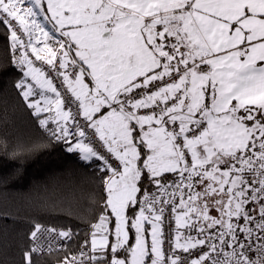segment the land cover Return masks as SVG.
I'll return each instance as SVG.
<instances>
[{
  "label": "snow or ice",
  "instance_id": "obj_1",
  "mask_svg": "<svg viewBox=\"0 0 264 264\" xmlns=\"http://www.w3.org/2000/svg\"><path fill=\"white\" fill-rule=\"evenodd\" d=\"M44 3L0 0V26L19 53L15 88L67 152L101 162L106 194L91 255L60 264H264V0ZM29 53L62 77L75 114ZM33 85L40 99H30ZM85 129L107 156L84 143ZM166 205L177 232L167 252ZM186 227L195 237L180 233ZM37 251H25L27 264Z\"/></svg>",
  "mask_w": 264,
  "mask_h": 264
},
{
  "label": "trees",
  "instance_id": "obj_2",
  "mask_svg": "<svg viewBox=\"0 0 264 264\" xmlns=\"http://www.w3.org/2000/svg\"><path fill=\"white\" fill-rule=\"evenodd\" d=\"M11 48L0 26V264H27L24 253L37 224L71 232V241L58 252L32 254V264H60L88 246L89 228L104 208V174L98 161L67 152V145L50 134L53 124L48 130L40 126L15 88L22 75L11 65ZM146 187L156 192L155 185Z\"/></svg>",
  "mask_w": 264,
  "mask_h": 264
},
{
  "label": "built area",
  "instance_id": "obj_3",
  "mask_svg": "<svg viewBox=\"0 0 264 264\" xmlns=\"http://www.w3.org/2000/svg\"><path fill=\"white\" fill-rule=\"evenodd\" d=\"M25 6H27V5H25ZM38 19L40 20V22L42 24H45V22L43 21V17H38ZM45 29L47 31H49L50 33H52V25L51 24H45ZM8 35L10 36L9 33H8ZM53 35H55L56 39H60L58 33H53ZM23 39L25 40V42L27 41V37H23ZM41 39H43V38H41ZM49 44L52 46H55L54 41H50ZM42 46H43L42 43L37 45V47H42ZM18 55H19V53L18 52L14 53L13 49L11 48L10 54H9L10 60H12L14 56H18ZM29 55L31 57L30 53H29ZM31 59L34 61L35 67L41 68L45 72L46 76H48L50 79H52L53 84L57 88V90L60 92L62 99L65 100V110L68 109V106H69L68 101L72 100L71 109H72L73 114H75L77 111L78 102H76L74 100V98L71 97V94L67 92L66 87L62 83V77H58L54 72L51 71L50 66H48L44 62L36 61L35 57H31ZM56 67L57 68L59 67L58 63L56 64ZM16 69L19 72V69L18 68H16ZM20 74L22 75V73H20ZM53 96H54V94H53ZM54 99H55V96H54ZM140 111H141V114H146L147 112H149V110H140ZM157 111H158V109H157ZM81 123H82V121H81ZM168 127H169V129H171L172 126L169 125ZM73 131H74V129H73ZM85 132H86V135L84 138V143H87L90 146H92L94 148V150L99 152L101 155L107 156L108 153L106 151V148L104 147L103 142L99 140V138L95 134L94 130L85 129ZM159 207H161V205H157V209H159ZM164 208H165V210H164V214H163L162 230H163V239L165 241L164 249L167 252L170 248L169 241L174 239V237L177 235V232H176L175 219H174L173 214L171 212V205H166V206H164ZM98 220L95 223H97ZM93 224H91L89 231H88L89 239L91 238V232H92V225ZM47 229H55L56 231L55 232H49V231H47ZM60 231H68V230L57 228V227L41 226V231L38 234L36 240H33L31 238V235H30V241H31L30 249L32 247L38 248V251L33 253V255H44V254H49V253H55V252H58L59 250H61L62 248H64V246L71 241L72 234H71L70 239L60 238L58 235V233ZM81 252H84V253H87L88 255H90L89 248L88 247H82V248L78 249L76 252H74L73 254H71L68 258H71L72 256L79 257ZM181 255H185V254L181 253ZM85 264H91V262L88 260H85Z\"/></svg>",
  "mask_w": 264,
  "mask_h": 264
},
{
  "label": "crops",
  "instance_id": "obj_4",
  "mask_svg": "<svg viewBox=\"0 0 264 264\" xmlns=\"http://www.w3.org/2000/svg\"><path fill=\"white\" fill-rule=\"evenodd\" d=\"M45 7V6H44ZM45 10H46V8H45ZM29 82L30 83H32V81L30 80V78H29ZM34 86V89H35V92H36V95H34L33 97H31L30 99H33V100H37V99H40V96H39V92H40V89L37 87L36 88V86L35 85H33ZM45 95H47V96H50V94L49 93H45ZM51 96H52V98H53V95L51 94ZM54 99V98H53ZM43 114H48V113H43ZM44 118H47V115H46V117H44ZM53 127H55V125H52ZM170 182V181H169ZM139 209H138V207H137V211H138ZM211 214H213V215H217V213L215 212V210L214 209H212L211 210ZM113 220H114V218H112ZM99 221V220H98ZM110 227H112L113 229H114V224H110ZM145 227L148 229V231L150 232L151 231V226L150 225H148V224H146L145 225ZM183 233H185L184 231H183ZM188 234H191L193 237H195V231L194 230H190V231H188ZM114 235L112 236V237H110V240H112V241H114ZM148 241H149V243H150V241H151V238H150V236L148 237ZM90 242H91V238L89 239V241H88V248H89V250H90ZM90 255H91V252H90Z\"/></svg>",
  "mask_w": 264,
  "mask_h": 264
},
{
  "label": "rangeland",
  "instance_id": "obj_5",
  "mask_svg": "<svg viewBox=\"0 0 264 264\" xmlns=\"http://www.w3.org/2000/svg\"><path fill=\"white\" fill-rule=\"evenodd\" d=\"M44 6H45V8H46V0H45V3H44ZM37 88V87H36ZM48 93V92H47ZM50 94V97H52L51 96V94L52 93H49ZM53 95V94H52ZM53 98H54V96H53ZM49 114H47V116H48ZM100 163V162H99ZM196 190H201L200 188H198V189H196ZM169 191H171V189H169ZM186 198V197H185ZM176 203H179V197H177V201H176ZM217 213V215L216 216H218L219 215V213L218 212H216ZM243 223V222H242ZM183 231L185 232V233H183ZM188 231H190V229L189 228H183V229H180V233L183 235V236H187V235H189L188 234Z\"/></svg>",
  "mask_w": 264,
  "mask_h": 264
}]
</instances>
